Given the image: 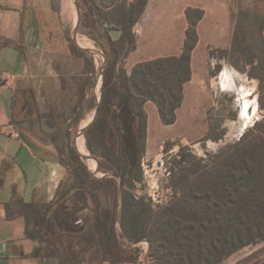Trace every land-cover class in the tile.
I'll use <instances>...</instances> for the list:
<instances>
[{"label":"trees","instance_id":"16d2710c","mask_svg":"<svg viewBox=\"0 0 264 264\" xmlns=\"http://www.w3.org/2000/svg\"><path fill=\"white\" fill-rule=\"evenodd\" d=\"M148 2L79 0L80 34L104 52L105 63L99 68L67 36L64 56L77 63L68 66L67 58L54 62L60 87L44 92V106L32 87L18 91L14 101L19 119L12 115V124L21 138L43 161L61 164L68 179L50 202H26L14 193L6 205L7 217L24 218L26 237L39 245L38 254L58 264H133L139 261L140 249L132 245L144 240L151 244V264H221L264 241V118L207 164L194 158L183 165L180 194L167 205L154 209L132 193L144 180L145 105L157 106L165 126L176 123L184 85L192 76L197 26L204 17L201 9L186 11L189 27L181 56L139 63L128 74L126 61L136 49L134 27ZM10 46L24 54L12 40L0 39V48ZM222 52L244 54L252 75L262 71L264 13L241 9L232 47ZM239 58L232 62L236 68L242 64ZM101 68L97 105L95 85ZM259 79L264 110V72ZM96 109L85 140L99 173L105 175L101 178L75 149L81 122ZM77 146L84 150L79 140Z\"/></svg>","mask_w":264,"mask_h":264},{"label":"crops","instance_id":"0c3cea01","mask_svg":"<svg viewBox=\"0 0 264 264\" xmlns=\"http://www.w3.org/2000/svg\"><path fill=\"white\" fill-rule=\"evenodd\" d=\"M226 6L225 0H149L134 27L136 49L126 61L128 74L139 63L181 56L189 27L186 11L189 8L204 11V17L197 26L198 43L192 52L191 80L184 85L183 102L176 112V123L171 125H186L192 131L190 135L200 132L197 120L201 118L203 100L198 72L200 67L201 74L207 73L209 46L230 47L229 50L232 47L231 29L227 31L219 24L222 16L224 19L227 17ZM53 7L49 0H0V39L12 40L24 49L22 55L12 46L0 48V264H58L56 260L38 254L39 245L26 237L25 219L10 220L6 211L14 193L26 202H50L54 200L60 184L68 179V172L61 164L43 161L21 136L16 138L15 134L20 135V131L12 124L18 91L34 88L40 104L44 106V92L60 87L54 62L46 71L45 67L40 68L32 60L48 51L49 47H55V42L61 39L53 28L46 26H49L46 16L55 11ZM207 22L208 29L205 28ZM221 37H224L222 42ZM64 41L67 45V38ZM99 80L101 78L95 85L96 97L101 93V89H97ZM145 109L149 141L151 131L160 130L163 123L154 103L148 102ZM86 118L81 122L80 130L91 123L84 127Z\"/></svg>","mask_w":264,"mask_h":264},{"label":"rangeland","instance_id":"374dc122","mask_svg":"<svg viewBox=\"0 0 264 264\" xmlns=\"http://www.w3.org/2000/svg\"><path fill=\"white\" fill-rule=\"evenodd\" d=\"M76 1L79 2V0ZM225 1L227 17L224 19L222 16L219 24L221 28L226 27L227 31L231 29L232 36L236 16L241 9L264 13V0ZM49 2L53 3L55 11L46 16L49 24V26H46L49 29L53 28L52 30L61 39L55 42V47H49L44 54L39 57L35 56L32 59L40 65V68L45 67L46 71H49L48 65L52 62L59 59L63 62L67 58L64 53L69 44L66 45L64 40L69 36L73 42V33L77 22L75 0H49ZM229 13L231 14L230 21L228 18ZM208 27L207 22L205 28L208 29ZM82 38H85L88 42L83 41ZM223 38L221 37V42ZM79 42L86 48L96 51L97 54L89 55L95 59L100 68L103 65L104 52L81 34L79 35ZM229 48L209 46L206 61L207 73L201 74L199 67L198 85L203 100L201 118L197 120L200 132L190 135L192 131L181 123L171 127L162 124L160 130L151 131L147 153L143 160L144 180L136 184L132 193L137 199L144 200L146 204L150 203L154 209L167 205L180 194L181 178L179 171L183 165L193 161L194 158L207 164L215 154L238 142L250 128L264 118L259 79L264 69L259 72L255 71V75H252L254 71L251 66L246 67L247 57L244 54L241 56L237 54L226 55L222 52L229 50ZM237 57L241 58L240 62L242 63L239 68L232 65ZM67 61L68 66L76 67V60L68 59ZM101 86L102 81L99 80L97 89L100 90ZM190 98H192V91H190ZM18 113V107L15 106V119H19ZM93 114L94 112H91L87 115L83 123L84 127L91 122ZM78 140L84 148L83 152L89 154L84 147L85 137L83 138L81 135ZM84 160L97 177L105 176L99 173L97 163H94L92 159ZM145 241L147 240L142 242ZM148 243L150 242L148 241ZM149 245L150 248L146 249L147 254H149L146 264H151V244ZM138 247L142 250L143 246L139 245ZM144 260L146 262L147 258ZM221 264H264V241L243 248Z\"/></svg>","mask_w":264,"mask_h":264},{"label":"water","instance_id":"95a60500","mask_svg":"<svg viewBox=\"0 0 264 264\" xmlns=\"http://www.w3.org/2000/svg\"><path fill=\"white\" fill-rule=\"evenodd\" d=\"M75 5H76V11H77V22H76V25H75V29H74V33H73V42L75 44V46L82 52L84 53H87V54H97L96 51H92V50H89V49H85V48H82L79 43H78V38H79V29H80V23H81V10H80V6H79V3L78 1L75 0ZM106 61V57L105 55L103 56V64L105 63ZM99 78H101L102 80V68L100 69V73H99ZM100 103V96L97 97V105ZM96 114H97V109L95 110L94 112V115H93V119L91 121V123L85 127L84 129H81L78 131L77 135H76V138H75V149L76 151L78 152V154L83 158V159H92L94 160L96 163H97V166H98V162L97 160H95L94 158L91 157V155L88 156H84L82 153H80V151L78 150V147H77V140L78 138L82 135L85 137V132L86 130L89 128V126L94 122L95 118H96ZM94 175L97 177V175L94 173ZM123 187H122V184L120 183V186H119V190L120 192L122 191ZM116 218L118 219L119 218V212H117V215H116ZM145 243H147L148 245L150 243H148V241H145ZM149 248H150V245H149ZM147 260H146V263L148 262V258H149V254H147L146 256Z\"/></svg>","mask_w":264,"mask_h":264},{"label":"built area","instance_id":"2783aa9c","mask_svg":"<svg viewBox=\"0 0 264 264\" xmlns=\"http://www.w3.org/2000/svg\"><path fill=\"white\" fill-rule=\"evenodd\" d=\"M15 137L16 138H20V135L18 133H16ZM139 245L143 246L142 250L140 249L139 261L136 262V263H133V264H146L144 259L146 258V254H147L146 249L149 248V245L147 243H145V242H142V243H139V244H134V245H132V247L139 246Z\"/></svg>","mask_w":264,"mask_h":264},{"label":"bare ground","instance_id":"6f19581e","mask_svg":"<svg viewBox=\"0 0 264 264\" xmlns=\"http://www.w3.org/2000/svg\"><path fill=\"white\" fill-rule=\"evenodd\" d=\"M83 39V41H87L88 42V40H86L85 38H82ZM78 43H79V45L82 47V48H85V49H89V48H86L85 46H83L80 42H79V38H78ZM90 50V49H89ZM83 138H84V136H82ZM78 147V146H77ZM84 147H85V149H86V152H87V148H86V140H85V145H84ZM78 150L80 151V153H82L83 155H87V156H89V154L88 153H84L83 151H81L79 148H78Z\"/></svg>","mask_w":264,"mask_h":264}]
</instances>
